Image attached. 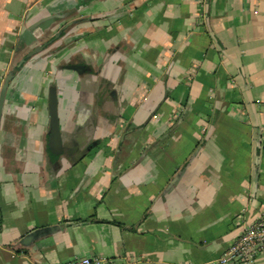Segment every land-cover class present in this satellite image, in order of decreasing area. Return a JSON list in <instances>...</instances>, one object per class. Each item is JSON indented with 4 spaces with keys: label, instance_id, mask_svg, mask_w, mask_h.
Listing matches in <instances>:
<instances>
[{
    "label": "crops",
    "instance_id": "crops-1",
    "mask_svg": "<svg viewBox=\"0 0 264 264\" xmlns=\"http://www.w3.org/2000/svg\"><path fill=\"white\" fill-rule=\"evenodd\" d=\"M6 84L0 264H216L264 213V0H0Z\"/></svg>",
    "mask_w": 264,
    "mask_h": 264
},
{
    "label": "built area",
    "instance_id": "built-area-1",
    "mask_svg": "<svg viewBox=\"0 0 264 264\" xmlns=\"http://www.w3.org/2000/svg\"><path fill=\"white\" fill-rule=\"evenodd\" d=\"M264 254V213L256 221L246 226L239 236L229 243L216 264H254ZM133 256H126L130 260ZM54 264H119L116 259L103 254L78 256L65 262Z\"/></svg>",
    "mask_w": 264,
    "mask_h": 264
},
{
    "label": "water",
    "instance_id": "water-1",
    "mask_svg": "<svg viewBox=\"0 0 264 264\" xmlns=\"http://www.w3.org/2000/svg\"><path fill=\"white\" fill-rule=\"evenodd\" d=\"M31 54V53H30ZM77 70H84L82 65H72ZM6 85H4L1 93H0V121L2 115V109L5 101V92ZM49 113L51 117V144H59L61 142L60 139V131H59V118L57 113V89L56 87H51L49 92Z\"/></svg>",
    "mask_w": 264,
    "mask_h": 264
},
{
    "label": "trees",
    "instance_id": "trees-1",
    "mask_svg": "<svg viewBox=\"0 0 264 264\" xmlns=\"http://www.w3.org/2000/svg\"><path fill=\"white\" fill-rule=\"evenodd\" d=\"M11 76H12V73H11ZM11 76H10V77H11Z\"/></svg>",
    "mask_w": 264,
    "mask_h": 264
}]
</instances>
